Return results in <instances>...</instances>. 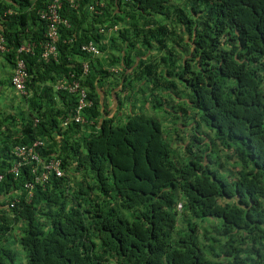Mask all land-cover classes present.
<instances>
[{"label":"trees","instance_id":"1","mask_svg":"<svg viewBox=\"0 0 264 264\" xmlns=\"http://www.w3.org/2000/svg\"><path fill=\"white\" fill-rule=\"evenodd\" d=\"M50 1L0 0L8 61L35 43L21 54L22 112L0 135V195L19 199L0 202V264H264V0L65 3L70 26L46 61ZM90 40L100 56L82 51ZM71 74L94 105L64 127L77 96L55 84ZM181 88L183 104L171 95ZM139 101L169 112V126ZM192 109L207 128L188 131ZM34 140L63 175L27 200L30 166L8 171L15 145Z\"/></svg>","mask_w":264,"mask_h":264},{"label":"built area","instance_id":"2","mask_svg":"<svg viewBox=\"0 0 264 264\" xmlns=\"http://www.w3.org/2000/svg\"><path fill=\"white\" fill-rule=\"evenodd\" d=\"M79 0H51L48 4L42 8L39 12L42 20L45 21V41L42 46V58L46 61L51 58H56L58 55V42L60 40V27L62 24L70 26L67 20L61 15V9L65 3H69L72 7L78 5ZM105 0H93L90 4V9L96 12L97 6L103 7ZM100 31L103 32V28L100 27ZM35 46L34 42L23 43L17 52L15 59V66L12 74V85L14 89L21 94L26 93V81L29 77V72L26 64V60L22 57V53L32 52ZM82 51L91 55H101L100 47L90 40L81 47ZM7 39L2 31H0V52H7ZM84 73L89 71V63L85 62ZM71 78H63L55 84L57 90H67L69 93H73L77 96V103L71 116L67 117L63 126L67 127L72 122L85 124L88 119L85 117L86 109L92 108L94 100L89 96L88 90L82 86L81 81L74 78L71 74ZM43 142L41 140H34L30 144L19 143L13 148V155L15 162L10 168L9 172L18 177L23 167L30 166V170L34 178L27 182L25 187L29 190L30 196L37 184L48 182L50 175L54 174L58 177L63 175L62 160L54 157L49 160H45L41 154L40 147ZM4 175L0 174V181H2ZM14 203H12L13 205Z\"/></svg>","mask_w":264,"mask_h":264},{"label":"rangeland","instance_id":"3","mask_svg":"<svg viewBox=\"0 0 264 264\" xmlns=\"http://www.w3.org/2000/svg\"><path fill=\"white\" fill-rule=\"evenodd\" d=\"M9 66H10V63L6 59L4 53L1 52L0 53V78L3 77V79H4L3 82L6 83L4 85V86H6L5 87L6 96L5 97L1 96V92H0V120H1V122H0V135H2L4 133L3 131H6V128L8 126L11 127L12 117L16 114L19 115L22 112L20 109H18L21 107V104H19V102L21 101V98H20L21 95L20 94H19L20 96L15 95V91H14L13 87L7 82V78L5 76L6 72L10 70ZM4 69L5 70L7 69L6 72H4ZM129 91H134L133 96L140 94L139 93L140 91H139L137 86L136 87L133 86L132 90H129ZM171 95H173V98L175 100H177L178 102H180V104H183L184 100H186V98H187V94L184 90H182V88L178 91V95H176V94H171ZM12 98H15V100L18 101L17 103L14 102L17 106H13V104L11 103L13 101ZM9 100H12V101H9ZM125 104H126V107L129 108V104L126 102H125ZM134 109L136 111H142L143 113H146L149 116H154V117L158 118V120H160V122L163 123L165 129H166V126H169L168 120H166V119L172 118L171 114L169 112H167L165 109H153L152 105L150 108L145 104L142 105V101H139L135 105ZM192 111H193V114H190L189 118L186 119V122L189 124V127H191V129L188 131H191V133L194 132L195 126H200L203 129L207 128L205 126V124L200 119L201 113L196 109H192ZM26 113H28V112H26ZM193 127H194V129H193ZM208 129H209V127H208ZM183 135H185V134H183ZM12 231L15 233H18L17 224H14V229ZM216 250L220 252L221 248L216 246Z\"/></svg>","mask_w":264,"mask_h":264},{"label":"crops","instance_id":"4","mask_svg":"<svg viewBox=\"0 0 264 264\" xmlns=\"http://www.w3.org/2000/svg\"><path fill=\"white\" fill-rule=\"evenodd\" d=\"M6 57V56H5ZM7 59V58H6ZM8 60V59H7ZM9 63H10V70L9 71H7L6 72V70L4 69V72H6V74H5V76H6V78H7V82L13 87V85L11 84V81H10V77H11V75H12V73H13V70H14V66H15V64L14 63H11L10 61H8ZM3 77L2 78H0V92H1V96H3V97H5L6 96V90H5V87L6 86H4L6 83H4L3 82ZM13 89H14V87H13ZM14 91H15V95H19L20 93H18L15 89H14ZM20 96V95H19ZM20 98H21V101L20 102H22V100H23V98H22V96H20ZM13 99V101L12 100H9V101H12L11 103L13 104V106H17L14 102H18L17 100H15V98H12ZM20 102H19V104H20ZM27 105V104H26ZM24 108H26V106L24 105L23 106Z\"/></svg>","mask_w":264,"mask_h":264},{"label":"clouds","instance_id":"5","mask_svg":"<svg viewBox=\"0 0 264 264\" xmlns=\"http://www.w3.org/2000/svg\"><path fill=\"white\" fill-rule=\"evenodd\" d=\"M101 54H102V52H101ZM91 55V54H90ZM94 56H96V55H94ZM97 56H100V55H97ZM13 74V73H12ZM10 170V169H9ZM9 172V171H8ZM0 174H3L4 175V177H3V179H2V181H0V183L1 182H3V180H4V178H5V173H0ZM12 174V173H11ZM58 177V176H57ZM49 181V180H48ZM46 183V182H45ZM26 185V184H25ZM26 188V187H25ZM27 189V188H26ZM32 197L31 196H29V198H27V200H29V199H31ZM19 201V199L16 197V198H14L13 200H11L10 202H8V198H5L3 195H0V202H8L9 203V207L10 208H13L14 207V205L17 203ZM12 203H14L13 205H12ZM203 243H201V245H202ZM205 250H206V252H207V254H208V256L212 253V251L214 250V249H212L210 246H208L206 243H205ZM215 250H216V246H215ZM217 251V250H216Z\"/></svg>","mask_w":264,"mask_h":264}]
</instances>
